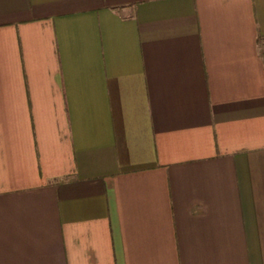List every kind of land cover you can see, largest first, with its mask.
Masks as SVG:
<instances>
[{"label": "crops", "instance_id": "1", "mask_svg": "<svg viewBox=\"0 0 264 264\" xmlns=\"http://www.w3.org/2000/svg\"><path fill=\"white\" fill-rule=\"evenodd\" d=\"M0 264H264V0H0Z\"/></svg>", "mask_w": 264, "mask_h": 264}]
</instances>
